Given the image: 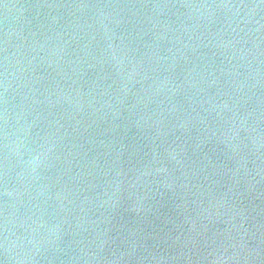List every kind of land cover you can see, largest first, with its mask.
Here are the masks:
<instances>
[{"label":"water","instance_id":"1","mask_svg":"<svg viewBox=\"0 0 264 264\" xmlns=\"http://www.w3.org/2000/svg\"><path fill=\"white\" fill-rule=\"evenodd\" d=\"M0 264H264V0H0Z\"/></svg>","mask_w":264,"mask_h":264}]
</instances>
